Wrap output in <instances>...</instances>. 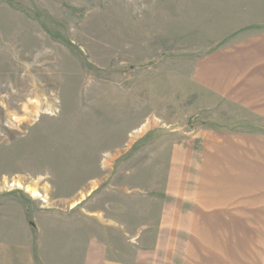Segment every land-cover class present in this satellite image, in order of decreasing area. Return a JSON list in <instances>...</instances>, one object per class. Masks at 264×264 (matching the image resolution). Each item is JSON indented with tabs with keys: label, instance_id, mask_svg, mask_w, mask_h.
<instances>
[{
	"label": "rangeland",
	"instance_id": "374dc122",
	"mask_svg": "<svg viewBox=\"0 0 264 264\" xmlns=\"http://www.w3.org/2000/svg\"><path fill=\"white\" fill-rule=\"evenodd\" d=\"M0 264H264V0H0Z\"/></svg>",
	"mask_w": 264,
	"mask_h": 264
},
{
	"label": "bare ground",
	"instance_id": "6f19581e",
	"mask_svg": "<svg viewBox=\"0 0 264 264\" xmlns=\"http://www.w3.org/2000/svg\"><path fill=\"white\" fill-rule=\"evenodd\" d=\"M14 186L25 190L26 192L30 193L34 198H41L42 197L39 189L36 186L24 184L23 182H18V181L15 182Z\"/></svg>",
	"mask_w": 264,
	"mask_h": 264
},
{
	"label": "crops",
	"instance_id": "0c3cea01",
	"mask_svg": "<svg viewBox=\"0 0 264 264\" xmlns=\"http://www.w3.org/2000/svg\"><path fill=\"white\" fill-rule=\"evenodd\" d=\"M253 172H254V169L252 168V170L247 171V173L244 174V176L242 177V179H243V180H247V181H252L253 178L255 179V176H254ZM212 186H213V185H210L209 187H204V188L209 189V188H211Z\"/></svg>",
	"mask_w": 264,
	"mask_h": 264
}]
</instances>
